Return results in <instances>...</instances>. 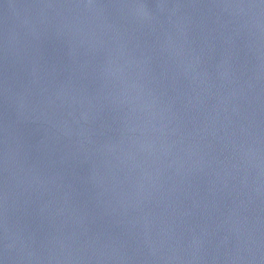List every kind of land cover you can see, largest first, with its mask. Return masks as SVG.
Masks as SVG:
<instances>
[{"label":"water","instance_id":"95a60500","mask_svg":"<svg viewBox=\"0 0 264 264\" xmlns=\"http://www.w3.org/2000/svg\"><path fill=\"white\" fill-rule=\"evenodd\" d=\"M0 264H264V0H0Z\"/></svg>","mask_w":264,"mask_h":264}]
</instances>
